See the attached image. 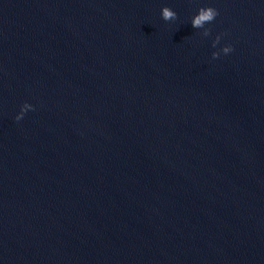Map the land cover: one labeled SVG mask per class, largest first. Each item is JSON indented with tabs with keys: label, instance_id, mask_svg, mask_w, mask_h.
I'll return each mask as SVG.
<instances>
[{
	"label": "water",
	"instance_id": "water-1",
	"mask_svg": "<svg viewBox=\"0 0 264 264\" xmlns=\"http://www.w3.org/2000/svg\"><path fill=\"white\" fill-rule=\"evenodd\" d=\"M0 264H264V0H0Z\"/></svg>",
	"mask_w": 264,
	"mask_h": 264
},
{
	"label": "clouds",
	"instance_id": "clouds-1",
	"mask_svg": "<svg viewBox=\"0 0 264 264\" xmlns=\"http://www.w3.org/2000/svg\"><path fill=\"white\" fill-rule=\"evenodd\" d=\"M161 18L164 21H171L176 18L177 13L170 7H162L160 10ZM219 15V12L216 7L212 4H204L197 8L196 12L192 16L191 24L193 28H204L206 25H211V23L216 19ZM223 33H219L216 36L214 41V47L216 44H219V48L212 53V59H217L221 55H229L233 52V45L231 43H224L221 44V39ZM34 110V105L25 101L23 104L20 105L19 112L15 116L16 121H20L24 115Z\"/></svg>",
	"mask_w": 264,
	"mask_h": 264
}]
</instances>
